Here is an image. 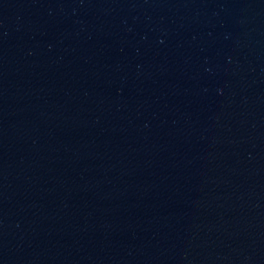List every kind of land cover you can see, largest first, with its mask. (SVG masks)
Wrapping results in <instances>:
<instances>
[{"label":"water","instance_id":"1","mask_svg":"<svg viewBox=\"0 0 264 264\" xmlns=\"http://www.w3.org/2000/svg\"><path fill=\"white\" fill-rule=\"evenodd\" d=\"M0 264H264V0H0Z\"/></svg>","mask_w":264,"mask_h":264}]
</instances>
